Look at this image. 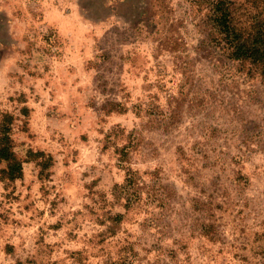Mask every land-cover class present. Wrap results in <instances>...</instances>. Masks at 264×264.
I'll use <instances>...</instances> for the list:
<instances>
[{"label": "rangeland", "instance_id": "1", "mask_svg": "<svg viewBox=\"0 0 264 264\" xmlns=\"http://www.w3.org/2000/svg\"><path fill=\"white\" fill-rule=\"evenodd\" d=\"M190 7L0 0V118L22 162L0 181V264H264V76L201 43ZM234 18L264 29V0ZM129 169L145 187L125 210Z\"/></svg>", "mask_w": 264, "mask_h": 264}, {"label": "trees", "instance_id": "2", "mask_svg": "<svg viewBox=\"0 0 264 264\" xmlns=\"http://www.w3.org/2000/svg\"><path fill=\"white\" fill-rule=\"evenodd\" d=\"M191 5L190 10L196 15L197 12H205L204 25L205 40L201 43L219 52V57L228 62L249 63L250 65L261 68L264 76V29L239 26L235 22L234 10L235 0H187ZM205 41V42H203ZM217 64H221L217 60ZM24 112V111H23ZM158 117L161 113H154ZM12 115L2 113L0 118V181L5 184L13 183L22 178V162L16 156L13 149V142L10 136ZM144 182L137 171L127 170L124 183L114 185L111 196L116 202H123V208L128 210L141 200V193L144 192ZM152 185L146 191L147 197L155 201L158 206L164 205L162 193ZM162 205V206H161ZM121 218V217H118Z\"/></svg>", "mask_w": 264, "mask_h": 264}]
</instances>
